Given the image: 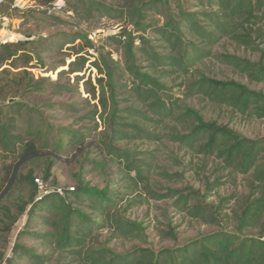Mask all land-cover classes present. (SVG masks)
I'll return each mask as SVG.
<instances>
[{"label": "trees", "instance_id": "obj_1", "mask_svg": "<svg viewBox=\"0 0 264 264\" xmlns=\"http://www.w3.org/2000/svg\"><path fill=\"white\" fill-rule=\"evenodd\" d=\"M192 1L196 3L192 4L194 8H179L177 13L170 10L160 12L164 17L162 24L143 22L144 13L164 8L166 2L148 0L149 4H144L140 1L143 16L136 21L138 30L123 28L118 34L109 36L123 52L127 78L121 75L111 50H100L88 34L72 35L73 42L80 40L82 44L79 46L87 47L88 56L79 55L77 50V60L71 65L77 64L78 60L84 65L93 59L90 63L97 71L96 83L92 79L87 83V92L97 103L93 104L85 119L97 129L100 125L97 118H100L105 127V138L100 146L101 158L88 161L96 169L103 170L109 164L118 165L117 175H121L124 185L116 186L117 181L115 188L108 185L99 188L81 181L73 190L67 189L65 195L53 192L41 199L45 207L42 224L46 228L38 235L41 244L58 252L62 264H264V138L250 140L216 123L207 124L190 107L181 112L179 98L169 84L173 76L182 78L179 87L185 86L188 95H201L212 105L229 107L253 119H264L263 91L253 90L235 80H216L206 76L200 68L206 61L216 60L250 82L264 84V0ZM134 2L127 0L129 10L134 7ZM98 5L107 14L112 9L108 3L99 2ZM195 7L202 10H195ZM147 29H151L154 35L145 36ZM223 40L259 53V60L217 53L215 48ZM25 46V43L15 41L0 44V100L16 94L14 89H8V77L16 73L13 69L25 68L23 85L27 91L35 88L34 78L27 70L33 58L25 52ZM90 50L95 54H89ZM19 60L23 65L18 67ZM76 79L78 82L80 77ZM121 95H129V98L122 99ZM123 101L130 104L122 106ZM0 111H4L0 122V150L17 156L12 165L11 185L19 179L29 182L37 190L33 176H18L21 167L42 155L39 149L52 145L54 155L60 156L75 143L83 145L90 134L65 127L59 131L58 141L52 140L54 127L42 130L39 126L41 115L32 105L13 101L0 105ZM18 118L24 120L27 130L20 129ZM186 120H193L192 123L198 125L190 126L189 132L183 134L180 127ZM87 129L91 130V126ZM160 130L166 131V136L179 145L215 155L222 162L223 169L243 174L251 171L248 202L241 210L237 232L221 230L183 246L160 251L138 247L125 254L116 253L107 246L108 242L117 237L141 238L142 224L128 219L126 214L132 206L142 204L148 197H178L175 203L183 200L182 209L194 217L202 214L199 205L188 204L190 198H195L192 193L179 195V191L173 189L164 194L157 193L150 179L152 153L144 154L129 147L136 140L158 139ZM24 136H27L25 141ZM38 142L43 144L40 146ZM50 168L46 178L50 175ZM135 190L140 191L131 197ZM249 228L258 229V234L242 236ZM104 231H108V235L106 243L101 245L98 243L99 234ZM28 252L33 257V252Z\"/></svg>", "mask_w": 264, "mask_h": 264}, {"label": "rangeland", "instance_id": "obj_2", "mask_svg": "<svg viewBox=\"0 0 264 264\" xmlns=\"http://www.w3.org/2000/svg\"><path fill=\"white\" fill-rule=\"evenodd\" d=\"M35 1L34 7L24 9H13L9 3L0 6V44L6 41H25L24 50L33 58L27 70L35 81V88L27 91L23 85L26 81V75L23 73L25 68L13 69L16 73L8 77V89H14L16 94L9 99L0 100V105L13 102L12 99L32 105L35 111H38L37 114L41 115V129L45 131L49 126L54 127L55 136L52 140L58 141V133L65 127L88 131L90 134L83 145L78 146L75 143L60 156L54 155L52 145L39 149L42 155L21 167V175L18 176H33L37 190L29 182L19 179L12 185L9 184L13 176L12 165L15 164L17 156L0 150V264H62L58 252L41 244L38 235L45 232L46 228L42 224L45 207L41 204V199L46 195L53 192L65 195L67 189L73 190L81 181L99 188H105L107 185L114 187L117 181L116 186L124 185L121 175H117L118 165L109 164L103 170L96 169L95 165L88 161L101 158L100 146L105 138V127L100 118H97L100 123L97 129L85 119L87 112L97 103L87 92V83L91 79L96 83L97 71L91 66L93 59L84 65L81 60H78L79 64L71 65L77 60V50L80 51L79 55L88 56L87 47H80V40L73 42L72 35L88 34L100 50H111L121 75L127 78L123 52L109 36L118 34L123 28L138 30L136 21L143 16L140 7L143 5L140 1L145 4L148 0H135L134 10L128 9L127 0H63L64 6L61 10L51 11L47 8L50 1ZM164 1V8L146 11L143 22L162 24L164 17L160 12L170 10L177 13L179 8H194L192 4H196L192 0ZM99 2L112 6L109 14L99 9ZM195 10L202 8L195 7ZM153 35L151 29H147L145 36ZM215 51L247 57L251 61L260 58L259 53L238 47L229 40H223ZM91 53L95 54L93 50H90L89 54ZM205 63L200 68L208 77L221 81H239L253 90L264 92V84L250 82L227 65L216 60ZM17 65L22 66V61L19 60ZM72 69L74 72L70 73ZM77 77H80L78 82ZM172 78L169 84L173 86V92L179 98L181 112L190 107L197 111L207 124L216 123L217 126L231 129L250 140L264 138V119H253L238 114L229 107L212 105L201 95L190 96L185 86L179 87L182 78ZM121 96L122 99L129 98V95ZM125 104L130 103H121L122 106ZM76 108L78 111H75ZM3 114L4 111H0V122L3 120ZM192 121L186 120L181 125L183 134L189 132L190 126L198 125ZM17 122L21 130H27L24 120L18 118ZM89 126L91 130L87 129ZM159 132L158 139L136 140L129 147L144 154L152 153L153 156L149 160L150 179L157 193L164 194L168 189L178 190L179 195L184 196L192 193L195 198H190L188 204L199 205L202 214L194 217L182 209L180 205L183 200L175 203L178 197H148L142 204L132 206L126 214L128 219L142 224L141 238L130 240L117 237L108 242L107 246L116 253L125 254L138 247H150L160 251L163 248L183 246L194 239L221 230L237 232L241 210L248 202L251 171L243 174L223 169L222 162L215 155L179 145L166 136V131ZM26 138L27 136H24L23 141ZM42 144L38 142V145ZM20 151L21 149L16 155ZM142 157L143 155H140V158ZM50 166V175L46 178ZM36 179L43 184V189L39 188ZM139 191L135 190L131 197ZM257 234L258 229L249 228L242 236ZM107 235L108 231L100 233L98 243H106ZM28 251L33 252V257Z\"/></svg>", "mask_w": 264, "mask_h": 264}, {"label": "built area", "instance_id": "obj_3", "mask_svg": "<svg viewBox=\"0 0 264 264\" xmlns=\"http://www.w3.org/2000/svg\"><path fill=\"white\" fill-rule=\"evenodd\" d=\"M9 3L13 9H24L28 7H34L36 5L35 0H0V6ZM48 10H61L64 6L63 0H53L48 3ZM43 7V6H42ZM46 7V6H45ZM40 189H43V184L39 179H36Z\"/></svg>", "mask_w": 264, "mask_h": 264}, {"label": "water", "instance_id": "obj_4", "mask_svg": "<svg viewBox=\"0 0 264 264\" xmlns=\"http://www.w3.org/2000/svg\"><path fill=\"white\" fill-rule=\"evenodd\" d=\"M20 44H23L25 41H23V40H20V41H18ZM11 101H14V99H12Z\"/></svg>", "mask_w": 264, "mask_h": 264}]
</instances>
